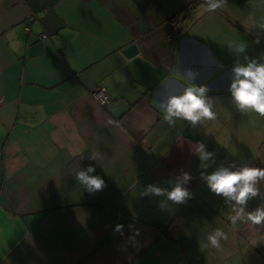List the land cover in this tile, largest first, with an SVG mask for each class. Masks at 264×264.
Segmentation results:
<instances>
[{"label":"crops","instance_id":"0c3cea01","mask_svg":"<svg viewBox=\"0 0 264 264\" xmlns=\"http://www.w3.org/2000/svg\"><path fill=\"white\" fill-rule=\"evenodd\" d=\"M261 24L264 0L215 13L204 0H0V264H264V225L233 226L231 203L201 176L264 168V116L235 107L228 47L264 58ZM169 81L207 85L216 120L170 127L158 107ZM101 87L107 105L91 95ZM199 143L215 153L207 168ZM89 164L106 182L95 193L75 180ZM184 172L185 203L142 195ZM258 187L246 211L264 207ZM216 228L229 235L219 250L207 241Z\"/></svg>","mask_w":264,"mask_h":264},{"label":"clouds","instance_id":"9594fccd","mask_svg":"<svg viewBox=\"0 0 264 264\" xmlns=\"http://www.w3.org/2000/svg\"><path fill=\"white\" fill-rule=\"evenodd\" d=\"M204 3L208 12L215 13L226 7L227 0H204ZM260 28L264 29V24H261ZM259 42L260 40L257 39L256 43ZM228 47L237 56V62L232 68L233 76L229 89L235 107L241 113L251 111L264 116V58H250L243 55L248 48V44L243 41L230 42ZM241 55L245 62H240ZM182 75L184 79L194 81L198 73L192 68H187ZM168 83L173 84L171 92L166 98L159 99L158 107L162 113L163 121L170 127H174L177 120L180 119L187 121L192 128L198 127L205 120H216L217 113L213 110L214 99L207 95L210 91L207 85L191 83L181 89L179 81H169L162 85L165 90L168 88ZM195 154L198 155L202 168L209 166L207 162H214L215 153L207 150L204 143H199L196 146ZM89 159L96 161L97 154L93 152ZM95 172V166L89 164L86 168L75 173V180L89 193H95L106 186L101 175L92 174ZM201 176L213 193L222 195L226 203H231L232 213L228 216V220L233 226H236L238 222L264 225V207H258L255 211H246L248 201L260 194L258 183L264 180V168L249 165L237 167L235 162H232L228 166L221 164L211 174L205 175L202 172ZM190 180L191 175L184 172L182 180L178 178L177 183L170 191L149 184L142 195H166L169 201L182 204L192 195L185 186ZM114 231L122 233L123 224H117ZM138 234L139 230H136L135 235ZM131 239L134 240L135 236ZM228 239V233L222 228H216L207 237L208 244L218 250L222 248L221 241Z\"/></svg>","mask_w":264,"mask_h":264},{"label":"built area","instance_id":"2783aa9c","mask_svg":"<svg viewBox=\"0 0 264 264\" xmlns=\"http://www.w3.org/2000/svg\"><path fill=\"white\" fill-rule=\"evenodd\" d=\"M43 38H46L47 35H43ZM91 95L93 96V98L100 104V105H107L109 103L112 102V98L109 95L108 91L106 90V88H98L95 89L91 92Z\"/></svg>","mask_w":264,"mask_h":264},{"label":"water","instance_id":"95a60500","mask_svg":"<svg viewBox=\"0 0 264 264\" xmlns=\"http://www.w3.org/2000/svg\"><path fill=\"white\" fill-rule=\"evenodd\" d=\"M137 51H138L137 46L132 45L125 50V54L127 56H132L133 54L137 53Z\"/></svg>","mask_w":264,"mask_h":264}]
</instances>
